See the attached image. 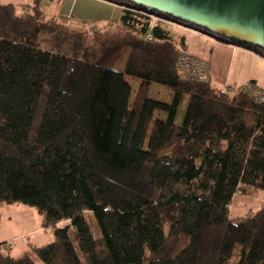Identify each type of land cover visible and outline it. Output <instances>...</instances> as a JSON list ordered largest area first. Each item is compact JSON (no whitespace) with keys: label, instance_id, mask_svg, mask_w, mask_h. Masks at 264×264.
<instances>
[{"label":"trees","instance_id":"1","mask_svg":"<svg viewBox=\"0 0 264 264\" xmlns=\"http://www.w3.org/2000/svg\"><path fill=\"white\" fill-rule=\"evenodd\" d=\"M33 1L25 14L0 3V203L32 205L53 229L55 240L35 247L41 260L264 264V204L230 215L236 194L264 190V104L178 73L186 42L177 45L164 23H191L107 0L122 7L120 30L94 62L40 48L36 33L55 29L41 20L42 0ZM221 41L263 55L256 45ZM127 77L139 83L133 101ZM153 84L172 89V100L151 98ZM0 264L38 263L0 249Z\"/></svg>","mask_w":264,"mask_h":264},{"label":"rangeland","instance_id":"2","mask_svg":"<svg viewBox=\"0 0 264 264\" xmlns=\"http://www.w3.org/2000/svg\"><path fill=\"white\" fill-rule=\"evenodd\" d=\"M2 2L14 4L18 14H25V8L28 4L30 5V8H32L31 11L34 12L33 0L31 2L30 0H3ZM116 6L121 7L117 4ZM42 10H45V12L41 17V20L47 23L50 27H53L55 31L39 30L36 33V39L40 48L52 52L75 56L81 59H89L94 62H101L105 54L112 47V39H115L120 30L119 19L121 13L118 15V19L115 18L116 13L110 12L109 14L112 17L109 19L83 22V20H80L75 16L64 21L62 17L56 14V11L53 8L50 9L48 3H42ZM179 25L180 24L174 22L164 24V26L170 31V34L177 45L181 46V42L185 40L190 51L196 56L201 57L202 55L210 60L213 59L214 62L219 61L215 66L219 74L218 78L220 79V76L224 74V68L228 67L231 62L230 52L222 51L221 48H215L217 45L214 42H218L217 37L220 36L210 33V31H205L207 32L205 33L200 30L201 28L197 30L198 27L193 29L186 25ZM219 49H221L222 53ZM258 55L259 57L256 55L241 57L237 55L235 57L234 67L236 68L237 66L241 72H244L245 78H252L246 81L245 84L252 82V80H256V84L259 87L264 88V59L262 60L261 55ZM262 56V58H264V49ZM201 58L204 59V57ZM235 71H233V73H235ZM127 78L133 87V101L139 83L137 81H132L130 77ZM210 84L215 91H219L220 86L218 85H221V83H218L216 79H211ZM231 85L232 84H229L224 87ZM161 87L162 86L153 84L150 89V97L169 102L173 95V91ZM188 97L189 95L185 93L177 116V122L183 121ZM164 115V112L156 111L154 118H161ZM263 204L264 190L253 189L252 195L238 193L230 205V215L231 217L251 215L258 211ZM85 217L93 234L96 237L101 236L102 231L94 211H85ZM62 225L69 226V237L74 243L84 263H86L77 240L75 226L71 224L70 221L63 223ZM54 240L55 234L53 229L43 226L42 215L36 207L22 202L0 203V249L4 253L11 254L14 257L30 255L38 264H45L35 251V247L48 244ZM8 242L12 244L9 248H7ZM237 252L234 254L232 261L237 260Z\"/></svg>","mask_w":264,"mask_h":264},{"label":"water","instance_id":"3","mask_svg":"<svg viewBox=\"0 0 264 264\" xmlns=\"http://www.w3.org/2000/svg\"><path fill=\"white\" fill-rule=\"evenodd\" d=\"M220 37L264 49V0H129ZM207 33V32H205Z\"/></svg>","mask_w":264,"mask_h":264},{"label":"crops","instance_id":"4","mask_svg":"<svg viewBox=\"0 0 264 264\" xmlns=\"http://www.w3.org/2000/svg\"><path fill=\"white\" fill-rule=\"evenodd\" d=\"M3 0H0V3ZM32 0H30L31 2ZM29 2V3H30ZM42 3H48L50 5V9H54L56 11V14L59 15L60 17H62V19L65 21L66 19H69L72 16H75L77 18H79L80 20H83V22H94V21H99V20H103V19H109L112 16L109 14L110 12H114L116 13L115 18L118 19V15L121 13V7H117L116 4L111 3L107 0H42ZM32 8H30V5L28 4L25 8L26 12H32L31 11ZM45 10H42V15L44 14ZM118 21V20H117ZM170 21H165V23H168ZM164 23V24H165ZM182 26V25H179ZM218 42H214L217 46L215 48H221L222 51H227L231 53V62L229 63L228 67L224 68V74L219 77V74L216 70V66L217 63L219 61H213V59H208L205 56L204 59H206V61L210 64V80L211 79H216L218 81V83H221L219 89L223 88L226 85L232 84L235 86H242L246 83V81H248L249 79L252 78H245V73L241 72L240 69H238V67L235 66V57L237 55L241 56H247V55H256L257 57H259L258 53L240 47V46H236L233 44H229L226 42H223L221 40H218ZM186 47L189 49V46L186 43ZM221 49H219L221 51ZM190 51V49H189ZM221 51V53H222ZM192 52V51H190ZM193 53V52H192ZM200 57V56H199ZM263 56L261 55V59L263 60L264 58H262ZM236 70V71H235ZM233 71H235V73H233ZM252 82H256V80H252ZM161 88H166V87H161ZM169 89V88H166ZM172 90V89H169ZM173 91V90H172ZM172 100V97H171ZM170 100V101H171ZM169 101V102H170ZM166 113L163 117L161 118H166ZM10 243V242H8ZM12 244L10 243L11 247ZM8 244H7V248Z\"/></svg>","mask_w":264,"mask_h":264},{"label":"built area","instance_id":"5","mask_svg":"<svg viewBox=\"0 0 264 264\" xmlns=\"http://www.w3.org/2000/svg\"><path fill=\"white\" fill-rule=\"evenodd\" d=\"M148 12L152 10L147 8ZM148 39H152V35L147 36ZM210 64L199 56H196L189 49L182 48L177 63L178 73L186 80L197 82H209L210 81ZM240 92L249 96L257 103L264 104V88L259 87L255 82H250L242 86H227L219 89V94L236 93ZM10 243H8V247Z\"/></svg>","mask_w":264,"mask_h":264}]
</instances>
